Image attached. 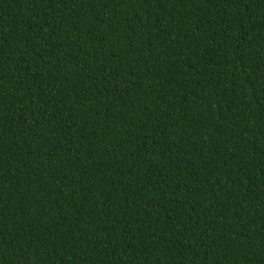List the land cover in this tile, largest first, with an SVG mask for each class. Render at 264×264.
Masks as SVG:
<instances>
[{
    "label": "trees",
    "instance_id": "trees-1",
    "mask_svg": "<svg viewBox=\"0 0 264 264\" xmlns=\"http://www.w3.org/2000/svg\"><path fill=\"white\" fill-rule=\"evenodd\" d=\"M0 264H264V0H0Z\"/></svg>",
    "mask_w": 264,
    "mask_h": 264
}]
</instances>
